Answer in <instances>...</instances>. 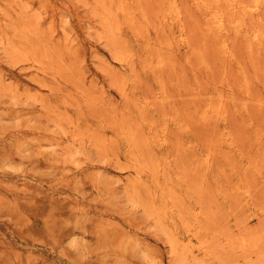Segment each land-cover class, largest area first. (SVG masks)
I'll return each instance as SVG.
<instances>
[{
  "label": "rangeland",
  "instance_id": "374dc122",
  "mask_svg": "<svg viewBox=\"0 0 264 264\" xmlns=\"http://www.w3.org/2000/svg\"><path fill=\"white\" fill-rule=\"evenodd\" d=\"M0 264H264V0H0Z\"/></svg>",
  "mask_w": 264,
  "mask_h": 264
}]
</instances>
